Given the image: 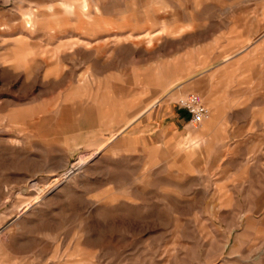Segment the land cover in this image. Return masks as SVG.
Returning a JSON list of instances; mask_svg holds the SVG:
<instances>
[{
	"label": "rangeland",
	"instance_id": "1",
	"mask_svg": "<svg viewBox=\"0 0 264 264\" xmlns=\"http://www.w3.org/2000/svg\"><path fill=\"white\" fill-rule=\"evenodd\" d=\"M0 264H264V0H0Z\"/></svg>",
	"mask_w": 264,
	"mask_h": 264
},
{
	"label": "crops",
	"instance_id": "2",
	"mask_svg": "<svg viewBox=\"0 0 264 264\" xmlns=\"http://www.w3.org/2000/svg\"><path fill=\"white\" fill-rule=\"evenodd\" d=\"M67 7L71 10V6H67ZM150 34H151L150 32H147L145 35L149 36ZM33 49L34 48H32L30 46L29 48L27 47L24 50V52L28 51V53H30V52L32 53ZM221 68H219L218 70H220ZM205 71H209V72H207V73L200 72L199 73L200 75L199 74L196 75V89H199L203 95L200 92H196V93H198L202 96L204 103H206V105H208L210 113L212 114L209 121L206 123V127L210 130V132H212L216 129V127H217L216 125H220L222 123H226V122L230 121L228 119L229 110H225V112H223L224 114H221V107L227 108L228 106L235 105V104L234 103L233 104H231V103L223 104L221 102V98L224 97V95L222 93L226 89H223L221 87L219 89L218 87H216V85L214 84V78L212 77V75L214 74V73H212L213 71H210V69H206ZM153 104H155V101L151 104H148L149 108ZM181 112L183 113V111H181ZM184 112L186 113V117L189 118L188 112H186V111H184ZM182 118H183V116H182ZM179 124H182L181 119H179V118L174 120V122L172 123L173 126L174 125L177 126ZM91 157H92V154L89 156H86L84 158L91 159Z\"/></svg>",
	"mask_w": 264,
	"mask_h": 264
},
{
	"label": "built area",
	"instance_id": "3",
	"mask_svg": "<svg viewBox=\"0 0 264 264\" xmlns=\"http://www.w3.org/2000/svg\"><path fill=\"white\" fill-rule=\"evenodd\" d=\"M179 106L189 114V121L193 126H199L210 115L208 105L204 103L202 96L196 92H190L178 101Z\"/></svg>",
	"mask_w": 264,
	"mask_h": 264
}]
</instances>
